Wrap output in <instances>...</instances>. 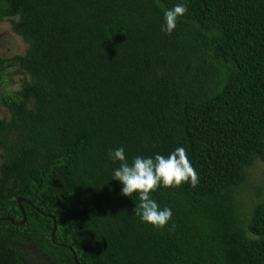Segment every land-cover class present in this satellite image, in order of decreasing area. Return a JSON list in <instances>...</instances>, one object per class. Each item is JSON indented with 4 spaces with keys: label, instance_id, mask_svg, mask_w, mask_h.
Listing matches in <instances>:
<instances>
[{
    "label": "trees",
    "instance_id": "obj_1",
    "mask_svg": "<svg viewBox=\"0 0 264 264\" xmlns=\"http://www.w3.org/2000/svg\"><path fill=\"white\" fill-rule=\"evenodd\" d=\"M5 19L28 48L0 57V90L10 68L28 80L0 92V264L28 244L55 264H264L263 189L245 186L264 163V0H0ZM120 146L187 150L198 183L151 193L164 228L112 180Z\"/></svg>",
    "mask_w": 264,
    "mask_h": 264
},
{
    "label": "clouds",
    "instance_id": "obj_2",
    "mask_svg": "<svg viewBox=\"0 0 264 264\" xmlns=\"http://www.w3.org/2000/svg\"><path fill=\"white\" fill-rule=\"evenodd\" d=\"M187 12L185 2L173 4L163 9L161 31L171 34L176 28L178 18ZM109 159L119 161V166L112 170V180L119 181L121 193L131 198L135 193L139 203H135L133 215L143 223L164 228L172 218L173 210L152 198L151 193L162 187H178L182 183L195 186L198 174L183 146L175 147L167 155L159 152L152 155H136L129 162L123 146L109 151Z\"/></svg>",
    "mask_w": 264,
    "mask_h": 264
},
{
    "label": "rangeland",
    "instance_id": "obj_3",
    "mask_svg": "<svg viewBox=\"0 0 264 264\" xmlns=\"http://www.w3.org/2000/svg\"><path fill=\"white\" fill-rule=\"evenodd\" d=\"M28 46L23 39L16 35L12 30L11 19H5L0 24V57L14 58L23 55ZM5 83L1 87V93L15 92L21 89L22 84L28 77L18 68L13 67L7 70L4 76ZM10 112L7 108L0 105V120L8 119ZM1 153V150H0ZM250 176L246 187H250L249 192H257L261 187L262 197L264 199V163L258 162L250 169ZM23 257L26 258L25 264H55L48 255L40 254L34 244H28L21 247Z\"/></svg>",
    "mask_w": 264,
    "mask_h": 264
},
{
    "label": "water",
    "instance_id": "obj_4",
    "mask_svg": "<svg viewBox=\"0 0 264 264\" xmlns=\"http://www.w3.org/2000/svg\"><path fill=\"white\" fill-rule=\"evenodd\" d=\"M17 202H18L19 206H21V203L24 202V200H23V199H19ZM24 219H25V218H23V221H22L21 223L24 222ZM7 220L13 222V220H11V219H7ZM55 230H56V223L54 222L53 232H52V235H51L52 240H54ZM74 259H75V261L77 262L76 257H74Z\"/></svg>",
    "mask_w": 264,
    "mask_h": 264
}]
</instances>
